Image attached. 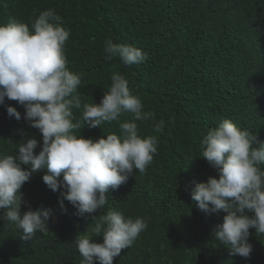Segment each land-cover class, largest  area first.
Returning a JSON list of instances; mask_svg holds the SVG:
<instances>
[{
    "label": "trees",
    "instance_id": "16d2710c",
    "mask_svg": "<svg viewBox=\"0 0 264 264\" xmlns=\"http://www.w3.org/2000/svg\"><path fill=\"white\" fill-rule=\"evenodd\" d=\"M48 9L71 30L65 54L69 70L81 77L82 105L99 104L111 76L119 72L141 99L143 111L155 114L154 119L136 121L142 138H158L153 162L144 173L134 170L118 189H109L108 203L92 214L98 221L115 210L148 222L113 264H264V234L250 229V257L232 255L213 231L226 213L206 214L191 198L196 183L219 178L218 170L200 157L201 141L210 128L230 119L264 143V0H0V25L15 18L31 31ZM109 38L142 49L148 59L131 66L119 58L107 60ZM8 106L21 112L19 121L9 117ZM24 112L7 97L0 105V155L18 154L25 138L39 141L36 154L42 149V133L23 119ZM73 112L82 120L83 107ZM125 120L131 121L132 115L123 113L118 121L96 128L85 125L74 134L106 138L120 134ZM160 120L165 127L156 133L153 127ZM45 171L23 185L21 214L29 206L52 208L49 230L24 240L22 230L7 220L6 210H0V264H81L75 239L96 221L91 215H76L67 200L65 212L60 192L43 182ZM94 240L102 243L103 236Z\"/></svg>",
    "mask_w": 264,
    "mask_h": 264
},
{
    "label": "clouds",
    "instance_id": "9594fccd",
    "mask_svg": "<svg viewBox=\"0 0 264 264\" xmlns=\"http://www.w3.org/2000/svg\"><path fill=\"white\" fill-rule=\"evenodd\" d=\"M15 18L0 25V105L5 98L17 101L25 112L23 119L42 133L43 144L38 154L36 138H25L18 154L0 155V210L7 220L21 229L24 240L37 232L49 230L52 208L43 205L21 214L25 182L46 170L42 179L53 192H60V206L70 202L80 217L91 215L96 221L98 210L108 203L106 193L125 184L134 170L144 173L157 154L158 138H142L136 121L154 119V113L143 111L141 99L132 93L129 81L119 72L111 76V86L99 104L81 103L78 88L81 77L67 67L65 44L71 30L54 10L42 11L31 25ZM107 60L119 58L131 66L148 59V53L131 44L105 42ZM83 107L82 120L73 109ZM9 117L17 121L22 114L8 106ZM123 113L132 120L120 123V134L109 133L98 140L77 136L74 130L100 127L118 121ZM75 121V122H74ZM165 121L154 124L153 131L162 133ZM255 145V146H254ZM202 155L218 170L219 178L198 182L191 198L206 214L226 213L216 225V239L232 255L249 258L253 245L250 229L264 234V143L247 129L230 119L210 128L201 141ZM62 177V178H61ZM63 189V191H61ZM251 213V215L249 214ZM144 218L133 220L120 211L110 210L91 223L75 239L83 257L81 264H113L123 249L131 247L146 230ZM103 236L99 243L94 237Z\"/></svg>",
    "mask_w": 264,
    "mask_h": 264
}]
</instances>
